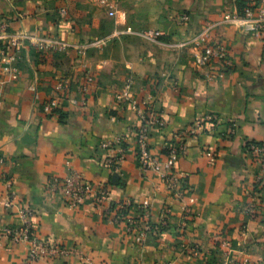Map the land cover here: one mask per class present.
I'll list each match as a JSON object with an SVG mask.
<instances>
[{
  "label": "crops",
  "instance_id": "1",
  "mask_svg": "<svg viewBox=\"0 0 264 264\" xmlns=\"http://www.w3.org/2000/svg\"><path fill=\"white\" fill-rule=\"evenodd\" d=\"M254 1L0 0V27L24 41L16 74L0 82V228L19 226L20 209L31 208L34 230L66 250L38 264H264V168L248 150L264 144V44L239 22L243 4ZM184 14L189 20L180 23ZM146 30L163 36L150 40ZM45 37L71 47L40 57L32 42ZM217 43L231 64L197 68L201 49ZM88 76L94 81L83 93ZM60 78L70 88L48 115L44 104L56 97ZM128 80L132 96L166 120L150 139L163 158L176 131L217 117L215 131L186 139L176 164L181 201L158 174L139 168L141 121L117 101ZM117 139L126 150L114 171L108 160L115 152L102 144ZM71 171L108 186L113 205L150 200L145 242L137 244L126 223L112 221L94 199L69 208L54 181ZM9 182L17 195L12 209L4 204ZM184 208L194 216L187 222ZM28 250L6 242L0 264H24Z\"/></svg>",
  "mask_w": 264,
  "mask_h": 264
},
{
  "label": "built area",
  "instance_id": "2",
  "mask_svg": "<svg viewBox=\"0 0 264 264\" xmlns=\"http://www.w3.org/2000/svg\"><path fill=\"white\" fill-rule=\"evenodd\" d=\"M110 15L114 16L115 13L111 12ZM179 20L180 23H186L189 20V16L184 14ZM239 22L246 32L254 34L264 44V0H255L249 3L244 9V14L239 18ZM142 35L150 40H156L163 36V33L156 30H146L142 32ZM23 42L20 37L9 33L8 25L0 27V82L16 74L17 69L15 65L20 61L21 45ZM32 44L41 54H48L52 50L62 51L71 47L50 37L38 39L33 41ZM79 52L81 55H85V48H80ZM216 62H223L226 65L231 64L228 59L227 49L222 43L203 47L197 56L196 67L205 68ZM93 81V77L88 76L86 84L81 87V91L83 93L87 92L88 86ZM132 85L133 81L128 80L124 90L117 95V101L131 105L141 121L140 126L135 131L136 145L134 148L139 168L143 174H158L173 197L181 201L184 197L185 186L176 169V164L180 157L187 152L186 139L197 134L200 130L215 131L218 126L217 117L210 115L203 119H198L188 128L176 131L172 135L171 140L165 145L166 154L163 158L153 153L150 139L154 130H163L166 127V120L157 114L156 110L150 106V103L140 104L132 96L130 91ZM69 88L70 81L68 79L60 78L57 80L55 87L57 92L56 97L50 98L44 104V112L46 114L52 115L54 113L61 100L58 94L67 91ZM123 142V139H117L114 142L102 144L104 149L115 152V155L108 160L109 165L112 166L111 168L114 171H118L124 161L126 149L123 146ZM248 150L259 158L264 168V144L250 143ZM11 185L9 182V192L4 199L7 209H12L17 201V195L11 190ZM54 188L59 191L64 203L69 208L77 209L89 199H94L99 206L106 207L107 215L112 216V221L126 223L128 235H132L137 244H143L147 234L153 229V225L150 222L152 208L150 200H145L141 204H134L128 201L119 205H113L108 186H95L76 171H71L60 180L55 179ZM254 208L255 206H251L250 212H254ZM132 210H135V215H132ZM20 217L22 223L19 226L0 228V248L6 242L26 244L29 250L24 264H38L41 261L66 253V250L63 248L52 245L42 239L34 230L33 220L35 212L31 208L22 207L20 209ZM193 217V214L187 208H184L185 221L187 222V220ZM161 224L167 225L166 216L162 219Z\"/></svg>",
  "mask_w": 264,
  "mask_h": 264
},
{
  "label": "trees",
  "instance_id": "3",
  "mask_svg": "<svg viewBox=\"0 0 264 264\" xmlns=\"http://www.w3.org/2000/svg\"><path fill=\"white\" fill-rule=\"evenodd\" d=\"M247 6H248L247 4H243V6H242V8H241V9H242V11H241L242 14H244V9H245ZM45 55H46V54H41V53H40V57H42V56H43V57H46ZM134 206L136 207V205H134Z\"/></svg>",
  "mask_w": 264,
  "mask_h": 264
}]
</instances>
